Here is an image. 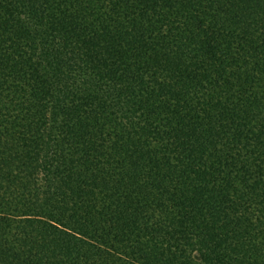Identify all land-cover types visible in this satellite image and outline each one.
<instances>
[{
  "label": "trees",
  "instance_id": "obj_1",
  "mask_svg": "<svg viewBox=\"0 0 264 264\" xmlns=\"http://www.w3.org/2000/svg\"><path fill=\"white\" fill-rule=\"evenodd\" d=\"M0 264H264V0H0Z\"/></svg>",
  "mask_w": 264,
  "mask_h": 264
}]
</instances>
